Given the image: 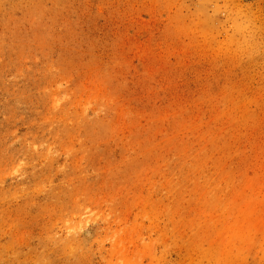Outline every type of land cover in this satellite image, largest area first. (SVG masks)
<instances>
[{"label":"rangeland","instance_id":"rangeland-1","mask_svg":"<svg viewBox=\"0 0 264 264\" xmlns=\"http://www.w3.org/2000/svg\"><path fill=\"white\" fill-rule=\"evenodd\" d=\"M0 264H264V0H0Z\"/></svg>","mask_w":264,"mask_h":264}]
</instances>
